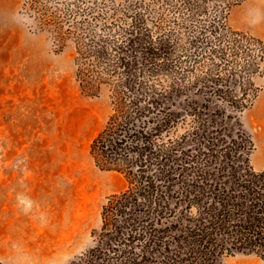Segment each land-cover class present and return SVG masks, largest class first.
<instances>
[{"label": "trees", "instance_id": "trees-1", "mask_svg": "<svg viewBox=\"0 0 264 264\" xmlns=\"http://www.w3.org/2000/svg\"><path fill=\"white\" fill-rule=\"evenodd\" d=\"M241 0H22L55 52L71 46L81 92L107 89L111 112L89 144L127 184L106 196L95 244L68 264H264V169L227 131L226 108L250 107L262 39L232 28Z\"/></svg>", "mask_w": 264, "mask_h": 264}, {"label": "rangeland", "instance_id": "rangeland-1", "mask_svg": "<svg viewBox=\"0 0 264 264\" xmlns=\"http://www.w3.org/2000/svg\"><path fill=\"white\" fill-rule=\"evenodd\" d=\"M21 1L0 0V264H68L95 244L101 205L127 181L89 154L111 112L109 91H80L72 47L55 52L28 26ZM228 23L264 43V0H241ZM255 81L262 90L264 73ZM262 101L259 91L250 107L225 110L227 131L251 136L255 170L264 169ZM221 264L263 262L237 252Z\"/></svg>", "mask_w": 264, "mask_h": 264}, {"label": "crops", "instance_id": "crops-1", "mask_svg": "<svg viewBox=\"0 0 264 264\" xmlns=\"http://www.w3.org/2000/svg\"><path fill=\"white\" fill-rule=\"evenodd\" d=\"M263 94H264V87L262 88V90H260ZM264 104V101H262ZM262 116H263V120H262V124H261V130L264 134V107L262 109ZM263 150H264V143H263Z\"/></svg>", "mask_w": 264, "mask_h": 264}]
</instances>
